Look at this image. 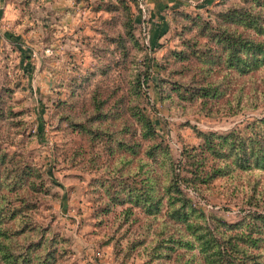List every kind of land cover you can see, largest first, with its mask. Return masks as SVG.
<instances>
[{
    "label": "rangeland",
    "instance_id": "1",
    "mask_svg": "<svg viewBox=\"0 0 264 264\" xmlns=\"http://www.w3.org/2000/svg\"><path fill=\"white\" fill-rule=\"evenodd\" d=\"M118 2L0 0V93L6 115L0 119V147L41 172L43 187L27 190L29 208L23 216L39 232L63 237L62 264H175L151 250L158 237L178 233L175 225L161 229L164 217L147 218L138 207H132L137 217L127 218V203L109 202L104 212L108 197L101 182L114 180L121 169L135 170L147 144H167L176 162L184 145L200 142L195 129L224 133L263 114L264 67L251 76L229 75L220 102L183 100L168 83L201 74L195 61H174L170 51L182 48L183 37L196 28L173 13L213 20L240 0H125L139 45L125 40L126 12ZM121 35L124 49L115 42ZM146 72L148 80L136 97L132 82ZM133 103L152 119L154 138L141 136L128 109ZM111 136L135 141L136 158L118 150ZM164 160L166 169L169 159ZM184 190L205 215L236 221L246 211L263 208L264 171L234 170L197 191ZM28 240L27 235L19 238Z\"/></svg>",
    "mask_w": 264,
    "mask_h": 264
},
{
    "label": "trees",
    "instance_id": "2",
    "mask_svg": "<svg viewBox=\"0 0 264 264\" xmlns=\"http://www.w3.org/2000/svg\"><path fill=\"white\" fill-rule=\"evenodd\" d=\"M118 3L126 12L125 40L139 45L133 32L129 4L125 0ZM173 14L186 20L187 27H195L196 31L183 37L182 48L171 50L170 55L174 61H195L201 74L200 78L168 83L169 90L179 98L200 99L204 105L220 102L225 96L223 84L230 81L229 75L251 76L264 67V0H240V3L229 4L218 11L213 20L178 10ZM203 37L205 41L200 40ZM121 39L123 35L116 36L115 42L123 48L125 44ZM182 67L188 68V64ZM216 73L222 76L216 79ZM148 76L147 72L143 78L135 75L132 92L136 97L143 92L141 85L147 82ZM1 95L0 119H5ZM94 102L99 107L103 104L99 99ZM128 109L141 136L154 138L155 126L145 108L133 103ZM99 113L105 115L98 109ZM195 130L200 142L184 145L181 158L176 162L170 157L168 145L157 141L144 148V160L137 157L135 170L125 172L121 165L117 166L121 176L108 180L107 184L101 182L108 197L102 210L108 211L109 202L127 203L123 212L127 218L133 215L132 207H138L147 218L164 217L161 229L169 223L175 225L177 234L158 237L151 246L154 255L175 264H264L261 256L264 254L261 250L264 247V206L261 210L246 211L239 220L227 221L205 215L184 190L197 191L201 185L234 170L264 171V113L224 133ZM93 134L101 137L98 130ZM109 138L115 140L118 150L128 151L135 158L138 155L135 141L128 143ZM165 156L169 159L166 169L163 166ZM124 161L122 159L121 163ZM41 177L36 167L17 161L0 147V264H62L61 258L66 253L63 237L39 232L40 228L28 225L23 216L29 208L26 192L29 188L41 189ZM136 217L134 214L131 219ZM10 222L13 225L10 226ZM23 222H27L26 225ZM25 235L29 240L21 243L19 238Z\"/></svg>",
    "mask_w": 264,
    "mask_h": 264
}]
</instances>
